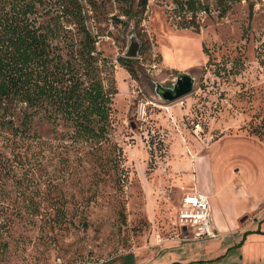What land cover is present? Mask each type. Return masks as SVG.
I'll return each instance as SVG.
<instances>
[{"label": "rangeland", "instance_id": "374dc122", "mask_svg": "<svg viewBox=\"0 0 264 264\" xmlns=\"http://www.w3.org/2000/svg\"><path fill=\"white\" fill-rule=\"evenodd\" d=\"M201 1L209 10L197 16L200 32L179 25L191 13L172 0H149L144 11L136 1L131 18L116 0L83 1L115 65L121 164L65 149L70 129L42 114L20 148L1 128L0 264H144L177 247L166 243L185 237L178 210L196 191L201 155L226 180L227 217L235 215L233 200L264 176V0H236L224 15L219 0ZM133 37L130 71L118 59ZM181 73L194 77L192 92L164 99L158 86L173 88ZM20 120L17 109L16 127Z\"/></svg>", "mask_w": 264, "mask_h": 264}, {"label": "trees", "instance_id": "16d2710c", "mask_svg": "<svg viewBox=\"0 0 264 264\" xmlns=\"http://www.w3.org/2000/svg\"><path fill=\"white\" fill-rule=\"evenodd\" d=\"M83 1L0 0V129L18 135L20 148L36 137L30 133L32 122L42 114L55 127L70 129L65 149L78 148L100 164L119 166L123 149L114 138L115 65L99 50V36L89 26ZM116 1L127 5L124 14L129 18L135 15L136 1L142 11L149 3ZM172 1L175 9L191 13L179 25L200 32L197 16L208 12L209 5L201 0ZM234 1L219 0L221 15ZM118 60L132 71V59Z\"/></svg>", "mask_w": 264, "mask_h": 264}, {"label": "crops", "instance_id": "0c3cea01", "mask_svg": "<svg viewBox=\"0 0 264 264\" xmlns=\"http://www.w3.org/2000/svg\"><path fill=\"white\" fill-rule=\"evenodd\" d=\"M196 160L195 190L207 195L218 236L192 239L197 241L191 245L181 243L184 239L192 241L186 237L168 241L167 246L177 247L148 259L144 264H264V176L250 178L247 193L241 191V195L233 200L238 207L234 217L230 218L227 214L233 205L227 194L226 180L219 177V169L215 171L212 157L207 164L202 155ZM187 164L183 162L184 166ZM199 169L205 172L204 179L200 177ZM226 170L231 169L227 167ZM198 240L205 241L200 243Z\"/></svg>", "mask_w": 264, "mask_h": 264}, {"label": "built area", "instance_id": "2783aa9c", "mask_svg": "<svg viewBox=\"0 0 264 264\" xmlns=\"http://www.w3.org/2000/svg\"><path fill=\"white\" fill-rule=\"evenodd\" d=\"M145 113V106L141 105ZM178 223L186 238L209 239L218 236L215 230L212 209L207 195L197 191L185 193L178 210Z\"/></svg>", "mask_w": 264, "mask_h": 264}, {"label": "water", "instance_id": "95a60500", "mask_svg": "<svg viewBox=\"0 0 264 264\" xmlns=\"http://www.w3.org/2000/svg\"><path fill=\"white\" fill-rule=\"evenodd\" d=\"M140 43L136 37L131 39V44L126 52V57L135 58L138 55ZM194 77L188 73H181L173 88L158 86L159 94L166 100L174 101L192 92Z\"/></svg>", "mask_w": 264, "mask_h": 264}]
</instances>
